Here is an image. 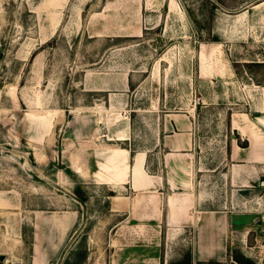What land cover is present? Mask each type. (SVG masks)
<instances>
[{
  "label": "rangeland",
  "instance_id": "374dc122",
  "mask_svg": "<svg viewBox=\"0 0 264 264\" xmlns=\"http://www.w3.org/2000/svg\"><path fill=\"white\" fill-rule=\"evenodd\" d=\"M182 118L196 182L234 215L228 259L198 264H264V0H0V264L189 262L182 228L116 231L104 184L121 146L161 171Z\"/></svg>",
  "mask_w": 264,
  "mask_h": 264
},
{
  "label": "crops",
  "instance_id": "0c3cea01",
  "mask_svg": "<svg viewBox=\"0 0 264 264\" xmlns=\"http://www.w3.org/2000/svg\"><path fill=\"white\" fill-rule=\"evenodd\" d=\"M163 128L164 132L156 144V147L166 148L161 171L150 173L147 169L152 150L133 152L130 147H120L127 152V174L120 182L104 183L113 186L111 210L122 215L116 231L123 221L143 228L164 224L166 237L172 240L182 228V238L189 233L194 234L190 261L184 264L209 260L224 262L229 257V227L234 215L230 210L217 209L212 195L204 193L196 182L193 121L182 118L181 123L169 119L163 122ZM124 140L129 141L130 138ZM149 234L131 231L132 238L148 239L151 237ZM146 259L148 261L150 257Z\"/></svg>",
  "mask_w": 264,
  "mask_h": 264
},
{
  "label": "trees",
  "instance_id": "16d2710c",
  "mask_svg": "<svg viewBox=\"0 0 264 264\" xmlns=\"http://www.w3.org/2000/svg\"><path fill=\"white\" fill-rule=\"evenodd\" d=\"M259 116H260V115H259ZM200 262H201V261H199L198 263H200ZM198 263H197V264H198Z\"/></svg>",
  "mask_w": 264,
  "mask_h": 264
}]
</instances>
